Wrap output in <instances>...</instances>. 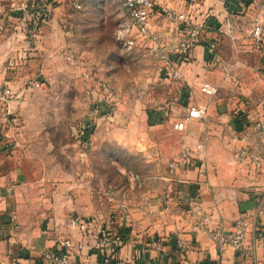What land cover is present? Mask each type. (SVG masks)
Returning a JSON list of instances; mask_svg holds the SVG:
<instances>
[{
  "label": "rangeland",
  "instance_id": "rangeland-1",
  "mask_svg": "<svg viewBox=\"0 0 264 264\" xmlns=\"http://www.w3.org/2000/svg\"><path fill=\"white\" fill-rule=\"evenodd\" d=\"M73 1L0 0V175L23 182L27 222L30 208L49 209L55 194H84L101 218L128 215L167 189L209 106L221 115L260 95L264 42L250 25L212 30L205 63L186 83L164 66L190 30L179 35L162 17L155 47L134 33L120 0ZM200 81L218 93L202 94ZM193 106L203 116L184 121Z\"/></svg>",
  "mask_w": 264,
  "mask_h": 264
},
{
  "label": "crops",
  "instance_id": "crops-1",
  "mask_svg": "<svg viewBox=\"0 0 264 264\" xmlns=\"http://www.w3.org/2000/svg\"><path fill=\"white\" fill-rule=\"evenodd\" d=\"M165 1L174 8L183 6V0ZM160 18L158 12L152 17L155 31ZM193 18L203 27L182 64L186 83L194 80L193 69L205 63L202 44L217 27L229 28L238 21L252 30L260 26L264 42V0H200ZM254 89L260 95L252 104H227L228 112L221 115L209 106L210 114L201 121L203 133L185 144L188 156L175 164L167 189L124 217L93 214L84 194H55L49 209L31 207L32 221L27 222L23 182L15 173L11 181L0 175V264H50L45 254L60 251L65 238L72 242L70 252L78 264H100L102 232L109 236L106 254L123 264H264V139L259 130L264 72ZM11 211L18 224H12ZM74 218L78 221L72 224ZM238 220L245 223L240 251L228 242ZM211 231H220L225 244L213 240Z\"/></svg>",
  "mask_w": 264,
  "mask_h": 264
},
{
  "label": "built area",
  "instance_id": "built-area-1",
  "mask_svg": "<svg viewBox=\"0 0 264 264\" xmlns=\"http://www.w3.org/2000/svg\"><path fill=\"white\" fill-rule=\"evenodd\" d=\"M82 0H74L73 5L76 8H80ZM122 7L126 11L130 21L132 22L135 34L142 41H149L154 44L155 47L162 41L161 37L152 28V17L155 12H158L161 17L164 18L169 24L177 27L180 34H185L191 28L196 27L194 33H190L189 37H177L173 43V53L175 57L173 59L167 58L165 60V74L173 79H183L182 64L186 62L191 55V49L195 43V37L197 36L199 29L203 27V24H196L193 18V12L195 6L200 3V0H183V6L181 8H174L167 4L165 0H120ZM224 4L226 0H221ZM261 27L256 26L252 30V36L258 41H262ZM199 91L206 96H214L218 93L219 87L213 85L207 81H200L197 84ZM110 96L105 94V98ZM103 105V104H102ZM95 110L98 112L99 108L96 106ZM205 111V108L201 106H193L189 108L188 115L185 120H199ZM183 121L176 122L174 124L175 129H183ZM260 135L264 139V120L259 124ZM188 156L185 149H182L180 159H184ZM256 160H261L260 156H256ZM9 218L12 224H15L17 215L15 211L9 213ZM77 218H74L72 224L77 222ZM234 234L229 239L230 245L237 251H240L243 247V240L245 236V223L243 220H238L234 225ZM102 238L100 242V255L102 259L100 264H123L121 262H115L109 254L105 252V246L109 242V236L106 232H102ZM210 237L217 241L220 245L225 244V238L220 231H211ZM61 250L58 252L46 253L45 257L50 264H78L71 254L72 242L65 238L60 242Z\"/></svg>",
  "mask_w": 264,
  "mask_h": 264
}]
</instances>
